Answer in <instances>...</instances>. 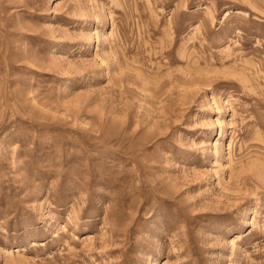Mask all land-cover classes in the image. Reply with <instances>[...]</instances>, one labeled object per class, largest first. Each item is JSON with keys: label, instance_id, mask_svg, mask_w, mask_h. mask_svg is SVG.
Returning a JSON list of instances; mask_svg holds the SVG:
<instances>
[{"label": "rangeland", "instance_id": "rangeland-1", "mask_svg": "<svg viewBox=\"0 0 264 264\" xmlns=\"http://www.w3.org/2000/svg\"><path fill=\"white\" fill-rule=\"evenodd\" d=\"M0 264H264V0H0Z\"/></svg>", "mask_w": 264, "mask_h": 264}]
</instances>
